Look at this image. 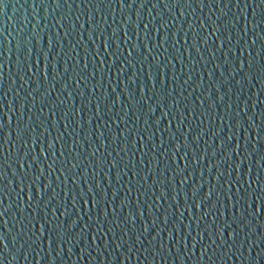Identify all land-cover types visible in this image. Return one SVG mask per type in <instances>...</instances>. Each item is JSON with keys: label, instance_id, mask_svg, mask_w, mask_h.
Wrapping results in <instances>:
<instances>
[{"label": "water", "instance_id": "95a60500", "mask_svg": "<svg viewBox=\"0 0 264 264\" xmlns=\"http://www.w3.org/2000/svg\"><path fill=\"white\" fill-rule=\"evenodd\" d=\"M237 2H0V264H264V90L237 70L264 25L254 34L252 0ZM162 78L172 95L160 102ZM210 188L220 202L207 213L196 204ZM237 188L256 195L234 209Z\"/></svg>", "mask_w": 264, "mask_h": 264}, {"label": "snow or ice", "instance_id": "6c2138e0", "mask_svg": "<svg viewBox=\"0 0 264 264\" xmlns=\"http://www.w3.org/2000/svg\"><path fill=\"white\" fill-rule=\"evenodd\" d=\"M0 2H2V0H0ZM65 2H66V0H65ZM202 2H203V0H201V3ZM119 4H120L121 8L126 6L125 3H124V0H119ZM132 4H135V0H132ZM252 5H253V11H252L253 19H252V21L250 23H251V26H252L253 33L256 34L255 30L257 28H259L261 25H264V0H252ZM56 6L58 8L61 6L60 3H59V0H56ZM127 6L131 7L132 5L129 4ZM143 6H144L143 3H141L140 7H143ZM153 6L155 7V5H153ZM177 6H179V0H177ZM236 6L237 7L240 6L239 0L237 2ZM244 7H249V4L245 3ZM257 9H259V18H257V15H256ZM244 19H245V21H247V16H245ZM145 27H147V26H145ZM216 31H218V29H214V34H215ZM244 31H245V34H247V32H248V23L244 24ZM256 37H257V39H262L261 48H260V50L258 52H256V56L255 57H253L252 53L249 52L247 60H246V63H245V61H241L239 63V66H238L237 70L240 73H243L244 75H243V80L239 81L238 83H242L245 80L248 81L249 83H251L252 80H254V79L255 80H259L261 82V85H262V90H264V38H261L259 34H256ZM167 39H168L167 36L164 37L165 41H167ZM257 39H253L251 41V44L255 45L256 42H257ZM18 48H19V44H18ZM144 48L147 49L148 48V44H146V45L144 44ZM136 49H137V45L133 44L131 50L128 52V57H132L134 53L136 54ZM140 50H141V48H140ZM229 51H231V49H229ZM140 54H141V51H140ZM29 55H31V50H29ZM257 58H259V59H257ZM43 59L46 61L48 59L47 55H44ZM112 63L114 64L115 61H113ZM129 63H131V61H129ZM37 64H39V60L37 61ZM47 67H48V65L45 64V70L47 69ZM85 68H87V65H85ZM164 85H165V81L162 78L161 79V88H160V92L158 94V100L160 102H163L164 98L169 97V96L172 95V92L169 91L168 89H166ZM155 87H156L155 84H153V89H155ZM258 94L259 93H257V95ZM154 95H157V94L154 93ZM158 106H159V103H158ZM149 111H150V113H152L154 115V109L150 108ZM97 113H99V105H97ZM168 115H169L168 112H164V116H168ZM124 119H127V115H125ZM8 122H9V124L11 123V119L10 118H9ZM145 123H147V121H145ZM156 123L158 125L160 123V121L157 120ZM170 127H171V125H169V128ZM167 130L168 129H165V131H167ZM0 133H3L2 138H0V149H2L5 145H7L9 143V140H10V133L5 132L4 125H3L2 122H0ZM101 135H103V133H101ZM16 139H17V142H19L20 140L23 139V129H19V128L17 129ZM149 139L151 140V136L149 137ZM197 139H198V137H197ZM135 146H136V144L133 141L132 147L135 148ZM186 146L187 145L185 144V147ZM144 147L146 148L147 145H144ZM160 147H163V140L161 141ZM155 150H156V146L153 145V152H155ZM179 150H180V145H176V151L178 152ZM145 155H147V153H145ZM184 158L185 157H183V156L181 157V159H184ZM154 160L156 162V157L155 156H153L152 160H150L148 163L151 165V164H153ZM172 162L176 163L175 153H173ZM194 162H198V161H195V158H194ZM4 163H7V161H5ZM141 163H143V158H141ZM242 163H243V161H240V164H242ZM258 163L261 164V165H264V155H261L260 160L258 161ZM240 164L236 165L237 170L239 169ZM115 166H116V164H115V162H113V167H115ZM2 167H3V165H0V168H2ZM21 167H23V165H21ZM75 167H76V165H73V168H75ZM187 167H188L187 164H185L183 169L177 167V169L175 170V174L176 175H181L182 172L187 170ZM41 172H43V169H41ZM249 173H251V168H249ZM2 175H3V173L0 172V177H2ZM220 175L222 176L224 174L220 173ZM216 179H217V182H219V176ZM249 181H250V178L248 180H245L240 175H237L235 177V182L237 184L248 183V188L251 189V183ZM259 183H260V181L258 179L257 180V184H259ZM47 187L50 188L51 184L49 183ZM97 187H98V185H97ZM2 191H3V189H0V192H2ZM23 191H24V189L21 188V192H23ZM92 191L93 190L91 188L88 189L89 193H92ZM196 191H199V189L194 190V192H193L194 196L196 194ZM229 191H230V189H229ZM214 192L216 194V200H213ZM259 193L260 194L258 196H256V200L259 201L260 208H261V207H264V187H261L259 189ZM84 195L85 194L83 192L80 193L81 199L84 198ZM163 195H164V192H163V190H161V197H163ZM255 195H256V190L253 189L251 192H247L246 191L245 194L242 196L241 193H240L239 188H237L236 201H235V203H231V207L235 209V208H237V205L241 203V201H243L245 199H249L251 196H255ZM42 198L43 197L41 195V199ZM53 198H55V197H53ZM32 199H33V197H32V194H31V187L29 186V192H28L27 200H28L29 203H31ZM228 200L232 201L233 197L229 196ZM0 202H2V201H0ZM219 202H220V193L218 191H216L215 189L210 188L208 190V192L204 195L203 200L200 203L196 204V208L197 207L200 208L201 204L207 203V213H211L213 210L217 209V205H218ZM92 204L97 209H99L101 207V201L98 200L94 195L92 197ZM221 207H223V205H221ZM249 208H251V205H249ZM5 211H7V209H5ZM257 214H258L257 211L255 213L248 212L249 216H255ZM3 215H4V213L0 212V216H3ZM105 215H106V213H105ZM223 215H224V212L221 211L220 212V216L223 217ZM237 215H239L240 219L243 220L244 219V215H245V209L240 208L238 210V212L233 215L232 224H236L237 223ZM213 224L214 225L216 224V220L215 219L213 220ZM232 224H228L227 222H224L223 224L216 225L215 231L217 232V234L220 235L221 243H224V239H223L224 230L227 229V228H231ZM44 232H45V224L41 223L40 224V228H39V234L37 235L35 232L33 233V235L35 236V241L34 242L40 241L41 238L44 236ZM52 232H55L58 238H60L63 235L62 233L58 232L56 228H53ZM229 235L230 236H234L235 233L234 232H230ZM214 242L215 241H213V243ZM49 243H51V233L49 235Z\"/></svg>", "mask_w": 264, "mask_h": 264}]
</instances>
